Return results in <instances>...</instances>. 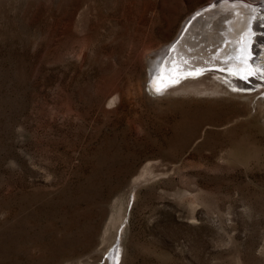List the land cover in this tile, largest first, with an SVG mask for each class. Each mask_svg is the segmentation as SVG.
I'll list each match as a JSON object with an SVG mask.
<instances>
[{
	"label": "rangeland",
	"instance_id": "1",
	"mask_svg": "<svg viewBox=\"0 0 264 264\" xmlns=\"http://www.w3.org/2000/svg\"><path fill=\"white\" fill-rule=\"evenodd\" d=\"M210 1L0 0V264H264V114L147 86Z\"/></svg>",
	"mask_w": 264,
	"mask_h": 264
},
{
	"label": "bare ground",
	"instance_id": "2",
	"mask_svg": "<svg viewBox=\"0 0 264 264\" xmlns=\"http://www.w3.org/2000/svg\"><path fill=\"white\" fill-rule=\"evenodd\" d=\"M192 18L194 20L188 26V22ZM257 31L258 33H256ZM183 32L179 41L181 44L175 46L178 50L173 56V58L183 60V65L180 66L181 68L179 66L171 67L175 62L169 65L166 63L167 57L171 54L169 48ZM262 35L264 36V0H211L206 4L199 5L183 20L171 42L157 48L154 56L148 59V89L157 95L162 94L159 90L163 88L164 93H194L209 96L225 94L232 98L245 97L250 100L252 105L249 104V106L255 109L256 114H264V39ZM246 41H248L246 48L250 53L248 59L251 65L243 68V65L248 63H244L245 60L240 59L238 65V61L234 62L233 56L227 50L243 48ZM235 49L233 50L235 51ZM215 51L217 54H214ZM226 55L229 60L218 70L194 67L195 63L199 61L210 63L221 60L224 62L227 59ZM235 58L237 59V57ZM238 66L241 71L236 70ZM194 69L200 71H194L188 77L179 76L185 70L192 72ZM162 71L169 79L177 77L178 80L172 85H167L163 79L156 78ZM248 84L250 87L253 85L252 88L247 87ZM148 179H150V174H142L132 182L131 197L129 196L127 204L130 203V199L134 200L138 185ZM116 221L119 224L116 226L113 242L109 243L108 247L106 244L105 247L100 246L101 248L98 249L100 252L98 260L103 259L106 264H117L119 260V247L124 227L121 226L125 220L122 218L118 220L117 217ZM113 225L116 224L113 222ZM110 230L111 226L107 224L103 235H101L104 240Z\"/></svg>",
	"mask_w": 264,
	"mask_h": 264
},
{
	"label": "water",
	"instance_id": "3",
	"mask_svg": "<svg viewBox=\"0 0 264 264\" xmlns=\"http://www.w3.org/2000/svg\"><path fill=\"white\" fill-rule=\"evenodd\" d=\"M195 17H198V16H195ZM194 17V18H195ZM194 18H192L189 22H188V26L191 24V22L194 20ZM186 30V29H185ZM185 30H183V31H185ZM183 34H184V32L178 37V39H176V41L175 42H173V44L170 46V48H169V50H170V53L172 54V56H168L167 57V64L169 65V64H171L172 62H175V64L173 63L172 64V66L171 67H174V66H182L183 65V60H180V59H178V58H173V56H174V54L177 52V50L178 49H176L175 48V46H177L178 44H181V43H179V41H180V39L182 38V36H183ZM226 43V42H225ZM224 44V43H223ZM247 44H248V41H246L245 42V44H244V47L242 48H231L230 50H227L228 51V53L231 55V56H233V61L234 62H237L238 60H240V59H243V60H245L244 61V63H248V64H245V65H243V68H245V67H249V65H251V62H250V60L248 59L249 57H250V53H248V49L246 48V46H247ZM229 45V44H228ZM250 45V44H249ZM234 47V46H233ZM248 47V46H247ZM193 49V48H192ZM233 49H235V51L233 50ZM193 50H195V49H193ZM214 54H217V52L215 51L214 52ZM226 58H227V55L225 56ZM235 57H237V59L235 58ZM229 60V58H227L226 60H224V62H221V60L220 61H218V62H210V63H207V62H202V61H199V62H196L195 64V66L194 67H200V69H204V68H206V67H208V69H212V70H214V69H216V70H218L219 69V67H221V65H223L225 62H227ZM214 61H215V59H214ZM240 63H239V61H238V65H239ZM181 68V67H180ZM165 70V69H164ZM198 69H194L192 72L191 71H188V72H186L187 70H185V71H183V73L181 74V75H179V76H183V77H185V76H191V74L192 73H194V71H197ZM236 70H238V71H241V68L238 66L237 68H236ZM198 71H200V70H198ZM164 71H162V73H159L158 74V76H156V78L157 79H163V81H166V84L167 85H172L175 81H177L178 79H177V77L175 78L174 77V79L173 78H171V79H169V77H167V75L166 74H164L163 73ZM156 79V80H157ZM160 92H165V90H163V88L162 89H160L159 90Z\"/></svg>",
	"mask_w": 264,
	"mask_h": 264
}]
</instances>
